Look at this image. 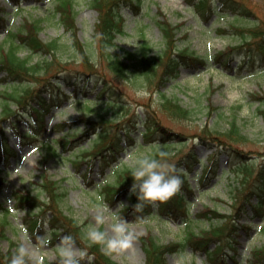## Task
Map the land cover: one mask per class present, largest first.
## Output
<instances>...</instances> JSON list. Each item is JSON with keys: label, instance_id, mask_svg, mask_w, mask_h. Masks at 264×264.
I'll list each match as a JSON object with an SVG mask.
<instances>
[{"label": "rangeland", "instance_id": "1", "mask_svg": "<svg viewBox=\"0 0 264 264\" xmlns=\"http://www.w3.org/2000/svg\"><path fill=\"white\" fill-rule=\"evenodd\" d=\"M237 1L239 4L240 2L242 4L247 3L256 11L258 18L243 14L237 15L231 11H222L221 13L215 12L204 19L197 12H192L187 8L186 0H144L143 10L139 16H135L127 8H122L121 11L126 18L125 33L117 37L114 50L123 54V49L133 51L146 41L150 45L151 53L160 52L165 44L158 19L166 16L174 25L182 23L178 28L179 36L185 32L188 33V36L180 38L181 45L179 46L189 45L190 51H195L201 55L213 54L227 45L238 43L241 39L240 34L235 31L218 34L216 29L228 28L232 24L250 27L255 22L264 20V0ZM57 2L58 0H24L21 7L15 9L7 0H0V7L5 9L4 13L0 14L5 17V20L2 21L3 25L0 26V46L9 47L8 32L17 31L24 24L25 19L31 21L38 19L41 25L39 36L46 41L58 39L66 49V52L58 53L63 59L73 61L74 58L81 57L80 51L75 53L72 46L73 35L71 31H67L64 25L59 22V13L55 10ZM215 4L216 9H218L219 0H215ZM77 9L79 10L76 17L78 39L82 43L91 39L94 41V30L99 21L98 11L88 4V0H79ZM18 53L20 56L30 55L25 49H19ZM48 57L50 58V55ZM41 58L42 55L35 54L32 55L30 61L35 62ZM230 62L233 66L232 70L222 69L221 64L214 61H210L205 67H184L178 77L168 81L163 87H160V90L152 86L139 88L130 93L132 97L141 101L148 100L157 103L169 97L184 107L192 109L193 117L184 121L183 124L171 120L167 115L163 116L167 124L182 129L186 133L197 132L203 127L207 130L226 131L230 127V123L235 120L241 133L248 138L246 141L235 145L248 155L247 160L256 158L253 167L255 169L253 173H255L257 166L264 158V102L257 98V94H264V64L259 65L253 71H238L235 70L237 62L233 59ZM71 67L82 69L84 63L75 60L71 63ZM5 84L0 83V92L2 93L7 87ZM124 86L122 87L125 88L126 86ZM21 88L18 87V89ZM126 88L130 89V87ZM63 89L66 92L72 90L66 85H63ZM160 92L165 95L166 99L160 95ZM90 97L92 98L93 94ZM1 100L0 97V111L3 106ZM12 106H15L14 103ZM81 116L86 117L91 123L98 124L95 130L91 132L92 140L88 138L84 140L83 145L85 147H90L94 140L99 142L97 135L106 130L111 132V137L115 132V126H111V124L120 121L118 119L120 116H116L113 108H109L103 100L92 101L78 95L73 96L69 101H65L63 108H52L45 117V130L30 141L19 142L14 135L10 121L3 122L2 128L6 135V142L14 147L15 154H11L4 163L0 161V176L4 177L0 189V201L6 207H13L12 190L24 186L35 189L37 182L42 180V176L46 172L53 180L58 181L59 191L63 193L60 199V208L64 213L74 217L85 231L90 224H95L98 215L105 219V224L101 226V230H108L109 233L113 215H118L128 221L129 230L137 237L132 248L122 253L108 255L120 264H146L141 237L150 234L163 244L178 241L185 236L188 228L187 222L183 216L174 218L167 213H159V211H155L156 213L153 215L144 218H133L124 211V205L131 204L129 190L124 192L122 197L113 204H104L101 200L102 196H100V185L105 184L106 177L99 174L98 165H95L90 173V185L86 184L83 176L79 174L86 170V163L81 165L78 174L75 173L76 168L69 158L70 151H63L60 144L53 139L59 135L53 128L55 123L69 117L77 119ZM26 127V123L19 125L23 132ZM87 128H89V124L81 121L76 132L82 134ZM108 141L109 139L105 142ZM210 151L203 144L197 145L199 156L205 157ZM148 152L149 148H141L135 151L131 149L122 154V159L127 162L126 164L134 165L137 157ZM219 159L218 172L221 171L222 167H227L226 156L221 155ZM167 162L172 164L170 161ZM206 163L207 161L204 159L202 164ZM201 167L202 165L197 164L194 169L200 173ZM107 171L109 172V170ZM193 174L194 172L188 173L190 181L196 187L191 211L210 206L223 214L230 213L231 204L234 201V186H240V182H238L240 180L234 172L227 171L222 176L210 177L205 186L196 185L197 181ZM110 179L113 180V177ZM158 206L159 204L152 205L155 210ZM22 215L23 212L16 210L8 214L10 224L6 226L5 235L1 236L0 234V252L9 249L17 251V247L18 249L23 247L27 258L30 259L28 264H53L57 256H60L59 251L62 247L71 248L76 258L80 260V264H90L87 259L81 258L82 251L77 244L67 243L62 239L58 242H43L44 233L37 238L29 236L22 227ZM2 218L3 215L0 214V227ZM215 221L201 217L192 223L190 222V224L195 231H199L200 229H208ZM240 221L246 223L248 229H240V236L237 238L239 241L237 252L235 254L234 251H231L235 258H229L228 264H247L251 249L264 244V218H257L249 211L243 213V219ZM50 238L51 236L47 233L45 240ZM58 260L59 262L54 264H60L61 257ZM167 263L213 264L203 251H193L189 248L168 253Z\"/></svg>", "mask_w": 264, "mask_h": 264}, {"label": "trees", "instance_id": "2", "mask_svg": "<svg viewBox=\"0 0 264 264\" xmlns=\"http://www.w3.org/2000/svg\"><path fill=\"white\" fill-rule=\"evenodd\" d=\"M13 1L15 3L18 2V0ZM78 1L58 0L55 7V10L59 13V22L64 25L67 31H71L73 35L72 46L75 53L77 50L81 53V57L74 58L73 61L79 60L80 63H84L82 70L97 74L98 81L101 83L97 96L103 98L106 104L117 109L119 115L123 118V127L127 132L136 125V121L138 122L140 119L143 121L146 131L143 134L142 142L136 141L131 135L126 133L127 143L131 147L136 145V149L149 148L147 155L156 156L162 161H170L177 169L182 170L178 173L183 180L181 193L168 203L163 204V206L172 214L189 213L190 199L188 196L193 193V189L187 177V172L193 170L194 166L203 160L197 154L198 144H203L207 148L215 149L218 147L217 150H213L208 154V163L203 167V174L198 176V173H196L194 175L198 180V184L205 185L212 173L214 175L218 174L216 173V167L218 166V154L220 152L228 154L229 170L235 171L238 176L241 175L242 188H237V193L234 194L232 213L223 215L209 207L204 208L200 212V214L209 212L213 216L220 218L224 216L225 220L221 224L214 225L209 231H204L202 235L189 230L184 240L167 244L160 243L150 234L146 237H141L142 247L146 254V264H167L166 254L168 252H176L186 246H191L194 250H207L209 246L208 240L211 236L219 239L223 238V240L221 246L213 252L207 251L210 255L209 257L213 261L218 260L226 263V256L228 255L225 251L226 247L235 248L233 242H237L236 236L239 234L237 233L239 224L232 219L238 217L236 219L238 221L249 206L255 208L257 216H264V161L259 163L252 179L256 159L247 160V157L242 153L243 151L239 150L241 148L235 145L248 139L247 136L241 133L240 127L235 120L230 123V127L226 131L207 130L203 127L197 132L186 133L182 129L167 124L163 116L167 115L171 120L183 124L184 121L193 117L192 109L184 107L178 101H173L172 98L167 97L166 99L162 92H160V95L166 100L159 103L148 100L141 101L136 97H132L131 93L139 88L154 86L157 87V90H160V87L164 86L170 78L177 75L178 64L189 65L191 62L194 63L193 61L198 62L199 59L203 63L202 57L196 53L193 52L194 55L189 54L188 47L179 46L176 30L180 24L171 25L166 17L160 21L165 44L162 49L163 52L151 54L150 45L145 42L135 51L124 50L123 54H119L114 50V47L116 46L117 34L124 32L122 7L130 6L137 10L140 7V0H88V4L98 11L99 21L94 30V41L84 43L77 37L76 17L79 11L77 9ZM187 1L192 4L193 0ZM223 1L231 10H238L241 14L258 18L256 11L248 6L247 3H244L243 7L239 8L236 1L234 3H231V1L229 3L228 0ZM40 28V20L31 21L25 19V23L16 32L11 31L9 33V47L0 46V83H6L5 85L7 86L3 93L0 92L3 104L0 111V124L6 120H12L15 129L17 127H15L13 119L21 118V109L34 114L38 110L35 105L42 106L48 102L40 92L45 86L49 87L56 84L53 80L51 81L50 77L60 70L73 68L71 67L72 60L63 59L58 54L59 52H66L64 46L61 45L58 39L43 40L39 36ZM230 30L240 34L242 45L253 48L249 55L251 63L258 60L264 61L263 19L255 22L250 27L232 24ZM254 47L259 50L260 54L254 53ZM230 48L234 49L232 46ZM19 49L28 50L30 55L20 56L18 53ZM173 51L176 53H172ZM35 54L42 55V58L31 62V57ZM48 55H50V58ZM41 83L42 87H40ZM74 84L78 86V81H74ZM124 85L130 87V89L128 90ZM18 87L22 88L18 89ZM257 96L258 99L264 102V94H257ZM133 101L140 102L143 105L142 110L146 114L145 119L144 115L135 111L132 105ZM12 102L16 103L17 108H13ZM27 115L29 114L27 113ZM81 119L89 122L84 116ZM65 125L66 122L63 121L61 127ZM69 127L72 129L70 132L65 133L67 136L62 135L59 138L65 150L68 149L67 145L80 139V136H75L78 134L76 133V127L71 125ZM87 133H85L86 136H88ZM99 137L100 140L105 138L103 135ZM77 144L76 142L75 145ZM99 145V142H95L93 146L98 147ZM120 147L122 148L121 145L110 147L105 149V152L104 150H99L97 154L95 153L96 156L99 154L98 156L102 158V173L115 162L114 169H112L105 180V186L100 187L101 200L104 203L113 204L122 197L124 192L129 190L131 204L125 205V213L136 218L151 215L150 205L144 204L141 208L135 207L139 201L138 193L132 192L134 178L131 176V170L134 165H127L124 161L119 162L118 153L121 150ZM89 151L90 149L85 152ZM161 152L167 155L161 157L159 156ZM95 154L91 155V157L93 156L94 158ZM3 156H5L4 153ZM83 162L92 163L93 161L89 162L85 159L74 161L75 164ZM226 170L223 169V172ZM102 175H105V172ZM83 176L87 181L89 180L87 172ZM111 177H113V180H110ZM1 183L2 178L0 177V186ZM87 183L90 184V181ZM14 195L16 208L26 211L22 220L24 228L30 236H37L38 233L43 232L45 224H48L51 226L53 240L62 236H65V239L71 237L70 240L66 239V241L76 242L85 251V257L91 258L89 260L90 264H120L106 254L101 246L92 245L83 226L74 217L65 214L60 209V196L62 193L59 191L58 182L53 180L46 172H44L42 180L37 182L36 191L29 188H18L14 191ZM255 195H258L256 202L253 201ZM45 198L48 200H45ZM35 209L39 210L38 213L34 212ZM49 209L52 210L50 216H48ZM8 211L9 208L4 207L0 203V212ZM7 223H9V220L5 217L1 222V236L5 235ZM16 250L12 251L9 249L0 252V264H10L12 257L18 253V247ZM252 255L250 264H264V245L253 250ZM27 261L29 262L28 259Z\"/></svg>", "mask_w": 264, "mask_h": 264}, {"label": "clouds", "instance_id": "3", "mask_svg": "<svg viewBox=\"0 0 264 264\" xmlns=\"http://www.w3.org/2000/svg\"><path fill=\"white\" fill-rule=\"evenodd\" d=\"M165 155L167 154L159 153L161 157ZM181 171L156 156L144 154L137 157L131 170V176L134 178L132 192L138 193L139 201L135 207L141 208L144 204L154 206L166 204L179 195L183 185L181 175L178 174ZM104 224V217L98 215L95 224L87 227V237L92 245L101 246L106 254L122 253L132 248L137 237L129 230L128 221L118 215H113L109 226L110 233L108 230H101ZM66 239L70 240L71 237ZM59 255L60 264H80V260L76 258L71 248L62 247ZM85 255L86 253H81V258ZM26 257L25 249L20 247L18 253L12 257L10 264H28Z\"/></svg>", "mask_w": 264, "mask_h": 264}]
</instances>
